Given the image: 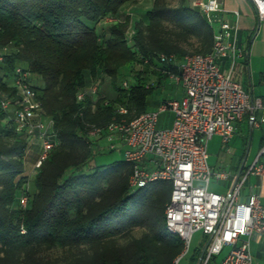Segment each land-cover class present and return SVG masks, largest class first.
<instances>
[{"label": "trees", "instance_id": "1", "mask_svg": "<svg viewBox=\"0 0 264 264\" xmlns=\"http://www.w3.org/2000/svg\"><path fill=\"white\" fill-rule=\"evenodd\" d=\"M213 34L187 0H0V88L14 94L4 77L28 69L55 133L30 177L28 139L9 124L0 129V264L172 263L183 242L164 224L170 182L132 188L123 158L92 161L103 136L88 132L146 111L149 74L163 78L177 70L174 59L210 52ZM92 83L96 92L77 101Z\"/></svg>", "mask_w": 264, "mask_h": 264}, {"label": "built area", "instance_id": "2", "mask_svg": "<svg viewBox=\"0 0 264 264\" xmlns=\"http://www.w3.org/2000/svg\"><path fill=\"white\" fill-rule=\"evenodd\" d=\"M249 1L258 21H264V0ZM192 5L212 26L217 22L218 28L214 29L210 52L187 53L177 70L170 72L183 95L165 101L158 111H143L128 120H112L104 127L90 129L88 134H102L109 142V150L121 146L123 159L131 167L128 182L132 188L156 180L170 182L164 224L167 232L179 236L183 242V250L171 264H179L196 231H202L208 238L197 264H208L224 245L231 248L219 264H256L249 245L253 236L264 234V206L255 193L240 200L239 190L249 173L264 175V146L252 164L237 173L230 189L219 193L208 189L211 179H227L229 174L208 164L207 142L217 135L226 145L233 136L235 123L245 117L251 127L264 123V96L253 97L231 78L230 69L225 73L218 63L225 57L233 63L241 55L237 46L238 28L231 24L221 1L194 0ZM158 58L167 62L173 56L159 54ZM29 78L28 69L14 68L11 85L15 92L8 95L0 88V112L16 132L40 142L36 169L54 147L55 133L53 120L43 114ZM96 90L95 83L79 89L76 100L82 101L87 93ZM162 110L172 113L167 127L156 126L158 112ZM256 111H260L258 119ZM119 112L126 109L120 107ZM26 201V195L22 194L20 204L25 206Z\"/></svg>", "mask_w": 264, "mask_h": 264}, {"label": "rangeland", "instance_id": "3", "mask_svg": "<svg viewBox=\"0 0 264 264\" xmlns=\"http://www.w3.org/2000/svg\"><path fill=\"white\" fill-rule=\"evenodd\" d=\"M170 4H177V0H167ZM194 0H187L188 4H193ZM213 28H218V23L213 22ZM258 32L256 37L252 40L250 46V58L248 62V74L253 83L256 82L258 78L259 69L253 64L252 53L256 49L261 51L264 48V21H260L257 26ZM222 60V59H220ZM219 60V61H220ZM174 63L177 62L176 59L173 60ZM219 63V62H218ZM230 62L226 61L221 63L222 69L224 72H228L230 69ZM167 76L163 78H157L155 74L151 73L150 81H153L154 84L151 87L150 91L146 95V111H158L159 107L172 98H179L181 95V86L178 84L173 76ZM230 75L232 79H237L245 83V78L247 75V69L243 68L237 63H234ZM31 83L40 84L39 80L35 75L30 77ZM248 79V78H247ZM9 82H12V77L8 76ZM102 89L111 94L110 86L107 81L103 82L101 85ZM256 93L264 91V88L256 87ZM256 118H259V111L255 113ZM172 113L169 110H162L158 112L157 116V127H167L171 124ZM4 127V120L0 119V129ZM260 137L259 127H251L248 119L245 117L242 120L235 123V129L233 137L223 144L220 140V137L217 135L212 136L207 142V162L215 170H225L226 172L232 173L235 169V166L240 163L244 164L245 167H248L256 156L258 152V140ZM28 143L25 154H24V164L25 169L33 168L34 157L40 151V142L36 139H33ZM109 142L103 138L99 141V150H97L92 158L94 162H108L113 159L123 158V151L121 146L118 144L113 150H109ZM260 161V160H259ZM35 169L30 171V177L33 175ZM227 182L225 181H215L213 178L210 182V189L212 190H222L226 186ZM28 186H31L30 181L28 180ZM141 233V230L137 229L134 231V234L138 236ZM208 238L202 231H196L192 234L188 250L180 258L179 264H197L201 255V252L207 242ZM230 245H224L221 251L218 254H215L211 257L208 264H219L223 257L227 254ZM250 253L253 256L254 262L256 264H264V235L253 236L250 240L249 245Z\"/></svg>", "mask_w": 264, "mask_h": 264}, {"label": "crops", "instance_id": "4", "mask_svg": "<svg viewBox=\"0 0 264 264\" xmlns=\"http://www.w3.org/2000/svg\"><path fill=\"white\" fill-rule=\"evenodd\" d=\"M220 1H221V5L226 9V15L229 18L231 24L237 26V28H238L237 46L241 52V55L238 56L233 63H231V60L229 57L222 58V60L219 61L220 67L222 69V66H221L222 61L225 63H226V61H228L231 63L230 64V72H231V69H232L234 63H237L240 66H242L243 68L247 69V75L245 78V80H246L245 83L238 81L237 79H233V80L240 83L243 86V88L249 94H251L253 97L264 96V91H260L259 93H256V91H257L256 87L264 88V48H262L261 51L256 49L252 53V59L254 62L253 64L256 66V68L259 69L258 78H257L255 83H253L251 81V78L249 77V74H248V62H249V58H250V46H251L250 44H251L252 40L257 35V32H258L257 26L259 25L260 21H258L256 14L254 12L253 6L249 0H220ZM4 80L6 82H8L9 84H11V82H9L7 77H4ZM182 95H183V91L181 88L180 97ZM259 115H260V111H259ZM0 119L4 120V126H6L8 124L5 118L0 117ZM255 127H259V129H260V137L258 140V152H259L260 148L262 146H264V123H261L260 125L255 126ZM31 141H34V140L33 139L27 140L26 148H27L28 143H30ZM258 152L256 153V156H257ZM35 156L38 157V154ZM256 156L254 157V159L256 158ZM37 157H34L33 168L28 169V170L25 169V172H24L25 175L30 176V174H31L30 171L35 169L34 163H35ZM254 159H253V161H254ZM250 165H248V166H250ZM245 168L246 167L244 166V164L240 163V161H239V164L235 166V169L232 173L227 172L229 174L227 179L215 180L217 182L218 181L227 182L224 189L212 190V189H210V183L208 185V189L211 191L219 192V193H225L227 190L230 189V187L232 186V184L236 180L237 173H239L240 171H243ZM212 169H214V168H212ZM251 193L257 194L258 198H259L260 205L264 206V175L249 173L245 177V179L243 180V182L240 186V190H239L240 200H246L247 197ZM262 235H264V234H262Z\"/></svg>", "mask_w": 264, "mask_h": 264}]
</instances>
